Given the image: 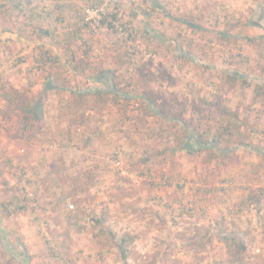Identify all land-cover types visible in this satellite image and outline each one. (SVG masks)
<instances>
[{
	"label": "rangeland",
	"instance_id": "obj_1",
	"mask_svg": "<svg viewBox=\"0 0 264 264\" xmlns=\"http://www.w3.org/2000/svg\"><path fill=\"white\" fill-rule=\"evenodd\" d=\"M23 2L0 0V264H123L93 213L135 238L128 264H230L209 240L223 217L264 264V0ZM183 123L222 152H173Z\"/></svg>",
	"mask_w": 264,
	"mask_h": 264
},
{
	"label": "trees",
	"instance_id": "obj_2",
	"mask_svg": "<svg viewBox=\"0 0 264 264\" xmlns=\"http://www.w3.org/2000/svg\"><path fill=\"white\" fill-rule=\"evenodd\" d=\"M13 1H15V7L18 10L22 11L23 8L25 9V4H24L23 0H13ZM143 1L150 4L154 9L159 8L156 5L157 0H143ZM28 4H31V0H28ZM35 7L34 8L31 7L28 11L30 13L29 14L30 15V18H29L30 25H32V26H34L33 21H36L37 19H39L38 15H37V8H35ZM116 21H118L117 13H108L105 16L104 20L100 21V24H101V26H105L108 29H111V30L116 32V31H118L117 28L114 26V23ZM87 26H89V25H87ZM124 26H126V27H124L126 31H131V30H129L127 24ZM34 27L38 28V26H34ZM18 29L20 31H23L24 26L20 25L18 27ZM38 34L41 37H49V36H51L52 33L48 30H44L43 28H38ZM129 34L131 35V32ZM146 35L149 37L151 35L150 31H148ZM46 59L47 60H45V62H44L45 64H47V63L55 64L56 63V62H53L56 60L55 58L49 57ZM86 67H87V64L84 63V66L78 70L79 71H86ZM227 76L230 78L235 77L234 73H232V72H231V74L227 73ZM50 83L51 84L47 85V89H51V88L55 89L53 83L52 82H50ZM97 91H98L97 89H94V90L89 89L88 91L87 90H77V91H72V94L74 96H76V98L78 100H80L87 94V92L92 93V94H96V95H98V93L99 94L102 93V92H97ZM146 109L148 111H150V107L148 105H147ZM38 111H39L38 105H35L34 107H29L27 109V113L32 114L34 116L37 115ZM148 111L146 113H148ZM223 128L227 134H229L230 136H233L232 135L233 132L229 131V130L233 129L231 123H228V121H227L226 126H224ZM179 130L181 132V136L178 137V142H177L176 148L173 150V152H176L177 150H183L184 149L188 153L192 154L194 152L196 153L198 151H202V150H206V149H214L215 151L220 153L223 150V148L221 150V148H219V146H216L217 144H220L223 139L217 140L215 137H210L209 134H207L206 132H201L198 129H195V130L187 129L186 125L184 123L180 126ZM69 131L71 132L70 139L72 140L73 139L72 138L73 137V135H72L73 130L71 128H69ZM87 141H90V140H87ZM72 142H74V139ZM161 153H162V151L159 150V151H155L154 154H156V155L160 154L159 156L166 154V153H162V154ZM151 155H152L151 153L147 154L146 157L144 158V161H146V163L148 161H150ZM262 156L264 158V154H262ZM66 164H67L66 161L62 162L60 164H59V162H58V164L54 163V165L56 167H54V169L52 171L53 172L55 171V175H54L55 182L52 184V187H56V188L58 187L56 185V182H59L63 178L62 175L65 173V167L67 168ZM70 182H72V181H70V179H69L67 183L70 184ZM164 185H166V183H164ZM74 190H76V187ZM90 218H91L90 221L93 222V225H94L93 240L97 241L98 244H100V245H103L104 241H106L107 247H111V248L118 250L121 262L123 264H128V253L130 251V246L135 240V238L132 236V234L127 232L124 234V236L119 237L116 233H114V231L109 226H106V224H105L106 216L104 214H99V213L94 214L93 213V217H90ZM209 237H210L209 240L211 242L214 241L213 239L215 238V240L217 241L216 243L220 244L221 249H222V253L224 254L223 256L228 258L230 264H244L243 255L248 252L249 244L247 243V240H246L247 237L245 236V233L243 232V228L241 226H237V225L230 226V225H228V220L223 217L215 224L213 232H212L211 236H209ZM51 252H52V254H51L52 259H58L59 260L62 258L60 256L61 253L57 254L54 250H52ZM221 262H222V260H221Z\"/></svg>",
	"mask_w": 264,
	"mask_h": 264
},
{
	"label": "built area",
	"instance_id": "obj_3",
	"mask_svg": "<svg viewBox=\"0 0 264 264\" xmlns=\"http://www.w3.org/2000/svg\"><path fill=\"white\" fill-rule=\"evenodd\" d=\"M84 12L87 24L93 27L99 25V22L101 21L102 16L105 13L104 9L99 7L86 8Z\"/></svg>",
	"mask_w": 264,
	"mask_h": 264
},
{
	"label": "crops",
	"instance_id": "obj_4",
	"mask_svg": "<svg viewBox=\"0 0 264 264\" xmlns=\"http://www.w3.org/2000/svg\"><path fill=\"white\" fill-rule=\"evenodd\" d=\"M6 25H8V24H6ZM17 25V24H16ZM18 27V26H17ZM18 30V29H17ZM19 32H21L20 30H18Z\"/></svg>",
	"mask_w": 264,
	"mask_h": 264
}]
</instances>
